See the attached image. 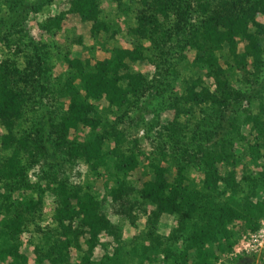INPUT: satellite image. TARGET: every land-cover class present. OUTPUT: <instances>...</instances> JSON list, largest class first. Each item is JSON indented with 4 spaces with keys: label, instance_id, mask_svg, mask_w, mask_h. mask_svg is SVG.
Masks as SVG:
<instances>
[{
    "label": "trees",
    "instance_id": "16d2710c",
    "mask_svg": "<svg viewBox=\"0 0 264 264\" xmlns=\"http://www.w3.org/2000/svg\"><path fill=\"white\" fill-rule=\"evenodd\" d=\"M191 15H195L193 22ZM256 15L264 16V0H70L64 12L47 19L48 32L60 30L67 20L81 30L74 45L83 56L61 57V72L39 90L56 109L50 126L59 139L56 150L64 148L70 160L91 165L90 184H71L47 171L30 186L27 171L38 163L43 150V130L30 121L37 104L35 75L47 67L40 64L34 70L27 60L21 68L19 48L12 58L2 57L0 264H29L20 251V237L30 231L36 234L34 242L25 241L32 248V264H155L158 256L164 264H213L232 249L235 228L256 231L264 214V102L257 105L256 113L242 117L247 133H240L234 121L230 125L234 138L207 147L195 143L190 155L185 137L176 139L177 126L170 123L163 137L183 145L170 166L163 153L147 161L143 154L124 147V132L111 118L128 117L133 109L142 115L148 104L143 101L145 94L178 75L175 63L169 68L158 64L161 39L176 31L186 34L179 55L192 58L179 98L169 108L191 114L206 103L214 110L225 101L238 102L233 76L248 69L256 76L262 65L264 25L255 21ZM1 41L10 48L9 39ZM152 57L159 62H152ZM143 62L151 64L161 78L164 70L163 81L158 77L155 85L149 84L133 69ZM22 124L30 125L28 132ZM79 130L85 131L79 144L65 142ZM234 153L248 160L239 179L233 172L239 163L227 164ZM189 161L195 162L194 170ZM141 166L142 177L134 178ZM220 167L226 172L221 173ZM191 171L197 176L191 178ZM99 186L104 189L100 199ZM33 191L34 196L29 194ZM46 193L54 200L53 213L49 225L40 227ZM133 207L145 219L143 240L148 245L139 242V250L133 246L138 241L129 245L123 240L119 223L132 218ZM111 215L118 220L113 222ZM161 217L173 221L162 233Z\"/></svg>",
    "mask_w": 264,
    "mask_h": 264
},
{
    "label": "rangeland",
    "instance_id": "374dc122",
    "mask_svg": "<svg viewBox=\"0 0 264 264\" xmlns=\"http://www.w3.org/2000/svg\"><path fill=\"white\" fill-rule=\"evenodd\" d=\"M70 0H0V60L2 57L12 58V53H15L16 48H19L20 56L17 58L21 68L25 66V61L30 60L31 66L36 70L40 64L47 67V70H40L35 79L36 83V95H34L36 104V113L30 118V121L34 126L40 127L43 130V150L42 155L33 167L27 171V180L30 186H34L38 181V176H43L50 172L57 178H65L71 184L92 183V166L85 164L83 161L76 159L70 160L65 154V149L60 148L56 150V144L58 137L50 129L53 123V114L56 109L50 104L44 97L39 88L40 85L44 86L43 82L49 79L54 82V78L61 72L59 59L61 57H76L83 56L82 49L74 45L77 38L80 39V28L75 22L70 20L63 21L60 26V30L53 29L48 32L45 29V22L47 19L55 18L58 14L64 12L69 6ZM187 2L194 3V0H185ZM192 22L195 20V15H191ZM190 17V18H191ZM172 18V17H171ZM173 19V18H172ZM255 21L264 25V16L256 15ZM169 26V25H168ZM170 28V27H169ZM166 38L161 39L162 52L158 53L162 61H158L156 58H151L152 62H159L158 64L163 67L172 66L175 63L177 66L178 75L173 79L168 78V84L158 87L153 93L145 94L144 100H148V104L145 112L142 115L136 113V109L131 110L128 113V117L123 116L116 118L113 116L112 121L117 123V129L124 132L126 139L124 147L133 151L136 154H143L148 160L157 159L161 153L165 155V162L170 166L176 159L179 158L178 153L183 147L182 144H174L168 138L163 137L162 131L169 126L170 123L175 122L176 130L174 133L176 139L182 135L185 137L183 142L187 143V152L190 155L193 145L202 144V146H209L211 143H218L222 139H226L229 136L234 138L235 135L230 130V125L234 123L239 127L240 133H247V126L243 124L242 117L245 115H252L257 112V105L260 102H264V46L261 58V69L258 73L251 75L253 70L248 69L243 73H236L233 76V87L235 92L239 94V101L231 103L225 101L218 109H214V106L206 105L201 106L200 109H192L191 114L173 111L169 106L179 98L178 92H181V81L187 78L185 73L189 69L192 55L187 54L179 55L182 42L186 37V34L180 31L174 33H166ZM1 38L10 40V48L6 49L3 46ZM264 38V36H263ZM85 45L90 42L87 38L82 37ZM128 45H126L127 47ZM240 48V47H239ZM241 48L237 50L240 52ZM14 51V52H13ZM155 51V49H154ZM9 52V53H8ZM7 53V55H5ZM186 67V68H185ZM185 68V69H184ZM32 69V68H31ZM32 69V71H33ZM133 69L142 73L146 79L155 85L154 82L160 77V73H155L154 67L146 62L134 64ZM159 74V75H158ZM188 74V73H187ZM163 75H166L165 71L161 72L159 80L163 81ZM185 76V77H183ZM254 76V77H253ZM154 81V82H153ZM209 81L205 80V83ZM211 82V81H210ZM207 87L213 90L212 83H208ZM161 90V91H160ZM261 100H260V99ZM188 106V105H186ZM186 107L184 106V109ZM183 109V110H184ZM200 110V112H199ZM213 110V111H212ZM128 112V111H127ZM30 125L22 124V129L28 132ZM85 131L79 130L75 133H70V136L65 140L66 143L81 142ZM162 134V135H161ZM242 135V134H241ZM209 141H204L207 139ZM192 139V141H191ZM196 143V144H195ZM191 148V149H190ZM194 151V150H193ZM8 154V153H5ZM237 158L234 153V158L229 156L227 164H234L238 162L239 165L234 167V176L239 179L242 174V166L248 165V160ZM185 158V157H184ZM237 158V159H236ZM241 158V159H240ZM186 159V158H185ZM237 164V163H236ZM141 165V164H140ZM143 165V163H142ZM190 167L195 168V162L189 161ZM142 166L139 167L134 174V178H139L142 175L139 170H142ZM194 170V169H193ZM100 173L101 169H98ZM221 173L226 172L220 167ZM196 173L191 171L190 177H196ZM101 180H96V184L101 185ZM102 188H97V198L103 196ZM27 194V193H25ZM23 195L24 197L26 195ZM29 194L35 195L34 191ZM50 194L46 193L42 197L40 220L41 223L38 226L49 225L50 217L53 213L54 202ZM132 218L126 221H120L122 228V238L129 245L135 241H138L133 246L139 250L138 244L147 246L148 243L143 240L145 236V219L141 215L140 210L132 208ZM110 212V211H109ZM118 216L111 215L113 222L118 220ZM173 221L168 217H161L159 221L160 233L168 230ZM31 230V229H30ZM237 233V239L232 246L230 252L221 255L213 264H264V214L258 221V228L254 232H244L241 228L234 229ZM30 235H22L21 239V252L26 256L28 263H34L31 253V245L28 246L25 241L30 240L34 242L35 233ZM32 237V238H31ZM105 240V239H102ZM151 248V246H150ZM152 251V250H151ZM98 252V251H96ZM241 256L242 261H238ZM129 264H137L135 261H130ZM154 264V263H153ZM155 264H164L161 261V257L158 256V261Z\"/></svg>",
    "mask_w": 264,
    "mask_h": 264
}]
</instances>
